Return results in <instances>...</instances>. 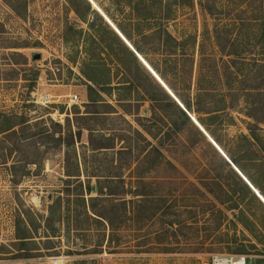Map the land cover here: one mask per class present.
<instances>
[{"label": "rangeland", "instance_id": "374dc122", "mask_svg": "<svg viewBox=\"0 0 264 264\" xmlns=\"http://www.w3.org/2000/svg\"><path fill=\"white\" fill-rule=\"evenodd\" d=\"M70 1L79 14L84 13L78 0ZM198 1L193 0V6L170 25L172 34L199 36L204 26L211 28L212 21ZM86 20L95 22L91 15ZM90 32L68 0H0V129L25 122L12 129L15 133L0 134V264H210L214 254L248 255L263 261L264 209L246 199L239 209L228 211L229 203L222 205L212 198L203 184L214 176L243 192L213 149L199 140L192 148L182 145L193 137L186 127L183 133L170 131L162 138V151L174 168L166 163L145 164L139 170L144 186L138 189L144 200L138 204L131 197L136 182L126 148L127 122L136 126L133 118L124 115L125 122L115 114L84 117L92 111L86 107L80 73ZM34 53L39 60L31 59ZM44 95L50 96L45 106L36 102ZM74 95L76 102L71 101ZM148 108L145 103L134 109L148 117ZM161 108L179 122L168 104L163 102ZM228 117L217 135L223 147L237 155L232 140L247 135V119L239 111H231ZM53 123L63 126L61 135ZM258 158L264 159V153ZM88 186L95 188L90 195ZM100 188L103 195L97 192ZM50 207L58 236L50 238L49 247L42 244L46 238L38 226ZM94 213H104L116 230L88 219ZM137 216L142 218L139 223ZM25 228L31 230L33 242L24 246L15 236ZM52 247L54 256H39ZM238 249L244 252L237 253Z\"/></svg>", "mask_w": 264, "mask_h": 264}, {"label": "trees", "instance_id": "16d2710c", "mask_svg": "<svg viewBox=\"0 0 264 264\" xmlns=\"http://www.w3.org/2000/svg\"><path fill=\"white\" fill-rule=\"evenodd\" d=\"M78 1L84 6V13L79 14L73 2L68 0L70 9L80 21L88 23L91 31L84 41L82 53L85 59L80 68L86 86V107L92 108V111L85 112L84 117L99 119L115 114L125 122L124 115L133 118L136 126L127 122L129 146L126 148L136 182V186L131 187V197L138 204L144 200L145 194L138 189L144 186L139 170L145 164L166 163L174 168L162 151V138L168 136L170 131L183 133L186 127L191 130L193 137L182 145L192 148L199 140L213 149L224 163L226 174L243 192L238 193L232 184H223L219 176H214L207 184H203L212 198L222 205L229 203L230 206L226 207L228 211L239 209V203L246 199L264 209V203L234 169L264 200V159L258 158L260 152L264 153V0H199V7L212 21L211 28L204 26L199 36H175L169 30L180 13L193 6V0H92L128 45L91 3L87 0ZM87 15L95 18L94 24H89ZM137 55L183 108L165 91ZM91 57L95 62H91ZM36 77L32 84L36 82ZM163 102L174 109L179 122L171 120L161 108ZM145 103L149 105L148 117L134 109ZM231 111H239L247 119V135L241 134L232 140L237 155L226 150L217 135V131L230 119L228 114ZM190 116L229 162L209 142ZM23 123L4 126L0 134L15 133L12 129ZM53 126L61 135L63 126L59 123H53ZM86 130L93 134L92 129ZM77 133L79 136L81 130ZM91 137L89 144L93 147ZM249 168L255 173L250 174ZM94 189L88 186L86 194L90 195ZM97 192L103 195L102 188ZM235 196L237 199H234ZM81 199L84 202V198ZM89 199L93 201L98 198ZM59 202L57 207L60 208ZM238 212L243 214L241 209ZM52 214L53 209L50 207L48 216L42 220V226H38L42 227L46 238L42 244L49 247L53 243L50 238L58 236L55 228H52ZM93 215L94 218L88 216V219L104 222L112 232L116 230L115 222L104 213ZM25 221L30 225L27 219H21V222ZM141 221L142 218L137 216V222ZM58 222H63L62 215ZM28 228L23 234L17 232L15 236L18 243L24 246L33 242V234ZM32 230L38 232L37 228ZM54 248H45L46 254L39 256H54ZM243 252V249L237 250V253Z\"/></svg>", "mask_w": 264, "mask_h": 264}, {"label": "built area", "instance_id": "2783aa9c", "mask_svg": "<svg viewBox=\"0 0 264 264\" xmlns=\"http://www.w3.org/2000/svg\"><path fill=\"white\" fill-rule=\"evenodd\" d=\"M71 101L76 102L77 96L74 95ZM36 102L45 106L50 103V96L39 97ZM210 264H264V260L256 262L252 256L240 254H214L211 256Z\"/></svg>", "mask_w": 264, "mask_h": 264}, {"label": "water", "instance_id": "95a60500", "mask_svg": "<svg viewBox=\"0 0 264 264\" xmlns=\"http://www.w3.org/2000/svg\"><path fill=\"white\" fill-rule=\"evenodd\" d=\"M89 3L92 4V0H87ZM93 5V4H92ZM93 8L100 13L105 20L112 26V28L120 35V33L117 31V29L109 22V20L106 18V16L102 13V11L97 7V6H93ZM120 37L125 41V39L120 35ZM126 42V41H125ZM127 43V42H126ZM128 45V43H127ZM138 56V55H137ZM138 58L140 59V61L143 63V65L148 69V71L155 77V79L159 82V84L165 89V91L172 97V99L181 107V104L179 103V101L174 97L173 94H171L170 90L165 86V84L160 80V78L152 71V69L138 56ZM31 59L33 61L35 60H39L40 59V55L39 54H32L31 55ZM191 120L193 121V123L200 129L201 132L204 133V135L207 137V139L209 140V142L216 148V150L228 161V159L222 154V152H220V150L218 149V146H216L215 142L206 134V132L204 131V129L195 121L194 118H192L190 116ZM229 162V161H228ZM234 168V167H233ZM236 170V168H234ZM237 173H239L236 170ZM239 175L243 178V180L247 183V185L251 188V190L259 197V199L264 203V201L262 200V198L258 195V193L252 188V186L246 181V179L239 173Z\"/></svg>", "mask_w": 264, "mask_h": 264}, {"label": "bare ground", "instance_id": "6f19581e", "mask_svg": "<svg viewBox=\"0 0 264 264\" xmlns=\"http://www.w3.org/2000/svg\"><path fill=\"white\" fill-rule=\"evenodd\" d=\"M92 4L95 6V4L92 2ZM172 94V93H171ZM217 146V145H216ZM218 149H219V147H218ZM220 150V149H219ZM220 152H222L221 150H220ZM223 154V153H222ZM224 155V154H223ZM225 156V155H224ZM226 157V156H225ZM227 158V157H226ZM228 159V158H227ZM237 170V169H236ZM238 171V170H237ZM239 172V171H238ZM240 173V172H239ZM247 181V180H246ZM248 182V181H247ZM249 183V182H248ZM250 184V183H249ZM252 186V185H251ZM253 188V187H252ZM254 189V188H253ZM255 190V189H254ZM256 191V190H255ZM259 195V194H258ZM260 196V195H259ZM262 198V197H261ZM262 200H263V198H262ZM264 201V200H263Z\"/></svg>", "mask_w": 264, "mask_h": 264}]
</instances>
